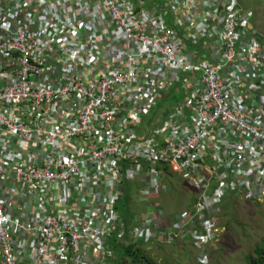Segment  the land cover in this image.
I'll use <instances>...</instances> for the list:
<instances>
[{
	"label": "built area",
	"instance_id": "1",
	"mask_svg": "<svg viewBox=\"0 0 264 264\" xmlns=\"http://www.w3.org/2000/svg\"><path fill=\"white\" fill-rule=\"evenodd\" d=\"M172 173L198 194L172 232L127 227L123 187ZM231 197L264 203V35L238 0H0V264H105L127 230L212 264Z\"/></svg>",
	"mask_w": 264,
	"mask_h": 264
},
{
	"label": "rangeland",
	"instance_id": "2",
	"mask_svg": "<svg viewBox=\"0 0 264 264\" xmlns=\"http://www.w3.org/2000/svg\"><path fill=\"white\" fill-rule=\"evenodd\" d=\"M238 1L240 6L252 15L256 30L264 35V0ZM176 94L179 95L178 101L188 97L183 86ZM166 184L167 193L162 196L155 195L145 199L139 197L137 190L133 192L131 200L133 211L143 213L149 206H158L157 209L167 218H172L187 210L198 196L196 190L179 174L169 175ZM232 200H226L222 205L221 233L219 242L213 249L212 264H246L247 257L264 239V203L240 198ZM125 244L127 241L123 242V245ZM147 251L160 264H201L198 251L186 239L172 245L154 244ZM109 262L105 264H110Z\"/></svg>",
	"mask_w": 264,
	"mask_h": 264
},
{
	"label": "trees",
	"instance_id": "3",
	"mask_svg": "<svg viewBox=\"0 0 264 264\" xmlns=\"http://www.w3.org/2000/svg\"><path fill=\"white\" fill-rule=\"evenodd\" d=\"M137 185L126 184L123 187L124 197L122 202L117 206L118 211L121 213L123 222L129 227L130 222L134 218V212L131 208V200L133 192L135 193ZM233 198L231 197L230 200ZM233 201V200H232ZM127 238L128 239V230ZM152 246H138L128 242L125 245H118L113 242L112 251L113 255L110 257V264H160L154 258H152L147 249ZM168 264V263H166ZM246 264H264V239L255 246V249L251 255L246 259Z\"/></svg>",
	"mask_w": 264,
	"mask_h": 264
},
{
	"label": "bare ground",
	"instance_id": "4",
	"mask_svg": "<svg viewBox=\"0 0 264 264\" xmlns=\"http://www.w3.org/2000/svg\"><path fill=\"white\" fill-rule=\"evenodd\" d=\"M158 207V206H157ZM157 207L156 206H149V207H147L146 209H145V211L143 212V213H146V212H152V213H154V214H159V219H160V224H161V226H162V228H159V229H162V230H164V232H166V233H170V232H172V229L170 228V221H171V219L173 218H167V216H165L164 215V213L161 211V210H158L157 209ZM120 213V212H119ZM143 213H136V212H134V217L135 216H137V215H140V214H143ZM120 215H121V213H120ZM220 233H221V228H220V230H219V232H218V234H217V238H216V245L218 244V242H219V238H220ZM127 238V237H126ZM123 239L122 241H120V242H116V243H118V245H122L123 244V242H125V241H127V243L128 242H130V243H132V244H135V245H138V246H141V247H143V246H153L154 244H167V245H172V244H174V243H176V242H179V241H183V239H186L187 241H189L191 244H192V246L193 247H195L194 246V244H193V242L190 240V239H187V238H176L175 239V241L174 242H171V243H169V242H166V241H153V242H151V243H149V244H144V243H134L133 242V240H132V238L131 237H129V235H128V239ZM196 248V247H195ZM214 248H212V252L214 251L213 250ZM196 250L198 251V249L196 248ZM112 251V250H111ZM198 253L200 254V252L198 251ZM199 254H198V259H199ZM112 255H113V251H112ZM112 255L110 256V257H112ZM110 257L106 260V262H108V260L110 259ZM105 262V263H106Z\"/></svg>",
	"mask_w": 264,
	"mask_h": 264
}]
</instances>
